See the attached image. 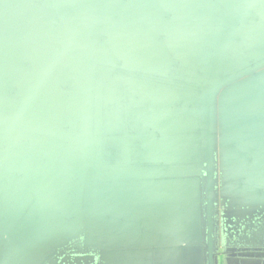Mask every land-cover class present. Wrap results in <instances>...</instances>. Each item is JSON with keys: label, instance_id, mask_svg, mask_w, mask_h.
Instances as JSON below:
<instances>
[{"label": "water", "instance_id": "95a60500", "mask_svg": "<svg viewBox=\"0 0 264 264\" xmlns=\"http://www.w3.org/2000/svg\"><path fill=\"white\" fill-rule=\"evenodd\" d=\"M0 264H264V0H0Z\"/></svg>", "mask_w": 264, "mask_h": 264}]
</instances>
